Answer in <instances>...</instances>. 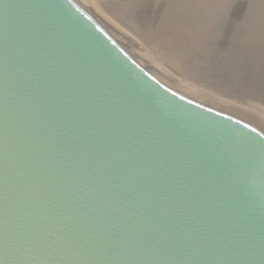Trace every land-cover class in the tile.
<instances>
[{"label": "water", "instance_id": "obj_1", "mask_svg": "<svg viewBox=\"0 0 264 264\" xmlns=\"http://www.w3.org/2000/svg\"><path fill=\"white\" fill-rule=\"evenodd\" d=\"M0 264H264V0H0Z\"/></svg>", "mask_w": 264, "mask_h": 264}]
</instances>
